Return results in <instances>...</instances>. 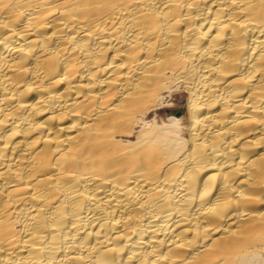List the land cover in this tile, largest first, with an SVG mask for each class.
<instances>
[{
  "label": "bare ground",
  "instance_id": "obj_1",
  "mask_svg": "<svg viewBox=\"0 0 264 264\" xmlns=\"http://www.w3.org/2000/svg\"><path fill=\"white\" fill-rule=\"evenodd\" d=\"M0 264H264V0H0Z\"/></svg>",
  "mask_w": 264,
  "mask_h": 264
},
{
  "label": "rangeland",
  "instance_id": "obj_2",
  "mask_svg": "<svg viewBox=\"0 0 264 264\" xmlns=\"http://www.w3.org/2000/svg\"><path fill=\"white\" fill-rule=\"evenodd\" d=\"M185 98H187V96H183V97L179 98V103H180L181 105L184 104Z\"/></svg>",
  "mask_w": 264,
  "mask_h": 264
}]
</instances>
